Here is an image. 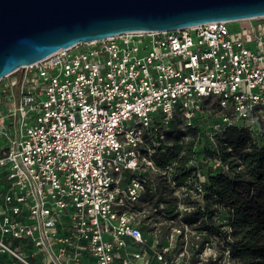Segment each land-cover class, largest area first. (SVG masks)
<instances>
[{"label":"built area","instance_id":"built-area-1","mask_svg":"<svg viewBox=\"0 0 264 264\" xmlns=\"http://www.w3.org/2000/svg\"><path fill=\"white\" fill-rule=\"evenodd\" d=\"M209 98L225 111L209 116ZM176 115L183 130L205 126L212 149L238 124L264 143V15L82 42L0 79L9 264H225L212 240L197 251L191 225L159 213L160 180L176 194L191 176L174 179L190 138L175 139Z\"/></svg>","mask_w":264,"mask_h":264},{"label":"water","instance_id":"water-1","mask_svg":"<svg viewBox=\"0 0 264 264\" xmlns=\"http://www.w3.org/2000/svg\"><path fill=\"white\" fill-rule=\"evenodd\" d=\"M263 15L264 0H0V79L82 42Z\"/></svg>","mask_w":264,"mask_h":264},{"label":"trees","instance_id":"trees-1","mask_svg":"<svg viewBox=\"0 0 264 264\" xmlns=\"http://www.w3.org/2000/svg\"><path fill=\"white\" fill-rule=\"evenodd\" d=\"M213 105L220 108L216 100ZM198 132L199 129L194 128L175 129L176 140L190 134L182 145L184 153L176 154L178 165L174 179L178 185L191 173H184L183 169L197 153ZM202 132L206 133L205 126ZM207 150L209 156L219 155L224 168L215 172L206 170L202 200H194L189 210L177 214L180 215L177 224L180 221L189 224L202 235L197 241V251L217 236L220 238L219 259L228 251V258L234 264H264V143L254 142L247 127L238 124L228 126L218 137L216 148ZM164 192L163 188L159 189L160 200L170 201ZM221 208L228 214L225 222L215 219ZM6 262L9 264L8 256ZM213 263L215 261L210 260L208 264Z\"/></svg>","mask_w":264,"mask_h":264},{"label":"rangeland","instance_id":"rangeland-1","mask_svg":"<svg viewBox=\"0 0 264 264\" xmlns=\"http://www.w3.org/2000/svg\"><path fill=\"white\" fill-rule=\"evenodd\" d=\"M17 91L18 90L16 89V92ZM214 101H215L214 99H211L210 102L206 103L207 114L209 116L217 112L225 111L213 105ZM182 121H183L182 117L177 116L176 117V122H177L176 127L182 128V123H183ZM200 132H201L199 134L200 137L195 147L197 154L202 151L207 152L208 151L207 149L211 148L207 144L206 133L202 132V130H200ZM187 135H190V134H187ZM190 166H191L190 168L192 169H191V176L189 178V181L187 185L184 186L183 188H180L176 194L170 193V187L166 186L167 184L165 185V182L163 180H160L161 182L160 186L161 188L164 187L163 188V191H165L164 194L170 199V202H169L168 208L165 209V212L164 213L159 212V213L161 215L169 214L171 216L175 214L174 216H176L175 218L176 222H178L179 217H180L177 214H180L183 211H185L186 208H189L190 205L193 204L192 202L194 200L201 201L202 194H204V188H202L201 191H198L196 186L198 184H204V182L206 181L205 171L209 168V161H205V158L201 160L198 158V155H195L193 157V160ZM227 218H228V214L223 208L219 210V214L215 217L217 221H223V222H225ZM192 236H193L192 241L195 244L194 246H196V242L200 240L202 235L196 230L192 229ZM212 241H213L212 247L214 249L213 252L217 253V256H219L220 255V250H219L220 238L213 237ZM6 260H7V255L4 256L0 253V264H7ZM220 261H221L220 263L232 264L231 260L227 256V251L224 253V256L221 258Z\"/></svg>","mask_w":264,"mask_h":264}]
</instances>
